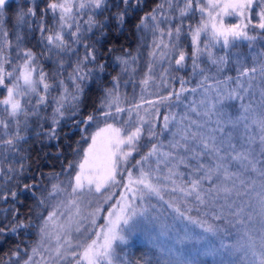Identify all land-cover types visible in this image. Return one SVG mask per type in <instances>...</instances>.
Returning a JSON list of instances; mask_svg holds the SVG:
<instances>
[{
    "label": "trees",
    "instance_id": "16d2710c",
    "mask_svg": "<svg viewBox=\"0 0 264 264\" xmlns=\"http://www.w3.org/2000/svg\"><path fill=\"white\" fill-rule=\"evenodd\" d=\"M54 1L35 0L31 5V0H12L5 8L7 28L11 27L13 14L20 5L27 11L32 8L36 13L30 27H26V31L32 33L25 46L37 54L39 75L44 76L43 85H48L42 102L47 104L44 108L48 110L53 106L51 98L56 87L60 88V80H63L60 66L65 63L61 54V57L47 59L42 53L45 35L55 26V16L48 7ZM164 1L129 0V6H126L123 0H107L100 10L96 28L86 42L96 60L91 65L90 76H87L90 78L83 80L81 100L74 106L65 107L66 115L57 124L54 136L50 132L51 117L45 111L34 116L28 135L21 142L18 153L22 167L6 187L4 200L0 202V228L3 229L0 232V264H8L9 259L19 254L24 257L30 253L39 241L42 220L50 209V191L75 175L92 133L107 124L124 131L136 126L145 130L126 169L132 168L131 165L147 154L153 144L163 142L164 148L174 153L176 149L171 147V142L180 137L173 133L181 128L190 129V134L198 133L197 140L200 136H215L218 144L225 134L230 133V137H225L222 155L233 152L227 146L228 139L236 146L235 152L251 150L252 164L227 158L226 165L235 174L231 177V195L225 194L210 204L212 210H221L222 215L219 213L215 217L224 231L222 237L225 236L227 250L232 253L230 264H239L242 259L249 264L255 251L264 252V175H261L264 152L260 140L264 132L259 126L264 117V30L249 26L246 31L255 36V40H237L236 46L228 50L223 49L222 43L214 42L207 49L203 44L201 51L194 56L196 50L193 49L190 30L198 23V14H190L180 25L177 38L176 29L168 30L170 20L159 17L163 14ZM120 13H126L123 23L117 19ZM152 15L155 16L153 20ZM145 17L147 19L142 24ZM149 19L154 25L146 28ZM39 25L45 30L41 38L37 32ZM167 41H172L171 58L160 63V51ZM181 52L185 59L177 65ZM226 52L232 53L226 65L212 63V58ZM99 65H103L102 71ZM253 67L257 69L255 73L249 71L247 76L241 75L244 68ZM111 91H118V97L124 99L119 102L123 111L118 115L120 112L113 104L108 111L111 115L105 116L102 106L113 95ZM148 91L158 99L169 98L162 103L159 120L153 128L156 135L151 138L147 135L149 124L129 121L126 116L129 106H138L147 98ZM107 92L110 94L108 98ZM90 115L94 117L92 122L87 121ZM165 117L169 118L167 129L163 125ZM39 123H42L41 127ZM217 128H222L223 132ZM188 143L191 147L195 142ZM213 158L207 154L200 157L201 162H213ZM188 163L194 165L195 161L189 160ZM233 206L237 209L236 214L232 213ZM213 242L216 243L215 239ZM244 243L250 251L240 249ZM126 246L132 264L155 263L152 258L157 256L156 252L149 245L131 241ZM219 262L217 258L213 264ZM205 264L209 263L206 261Z\"/></svg>",
    "mask_w": 264,
    "mask_h": 264
},
{
    "label": "rangeland",
    "instance_id": "374dc122",
    "mask_svg": "<svg viewBox=\"0 0 264 264\" xmlns=\"http://www.w3.org/2000/svg\"><path fill=\"white\" fill-rule=\"evenodd\" d=\"M10 1L12 0H8V3ZM34 1L35 0H31V5H33L32 2ZM64 2L65 0H55L52 3L59 4ZM68 2L72 5V11L68 14L67 23L62 30L60 29L61 22L59 21V16L61 15L60 9H57L55 13L51 9L52 14L55 16V26L45 35L46 38L43 41L44 47L42 51L44 52L42 53L47 59L58 55L60 56L61 54L63 60H65V63H62L60 66L62 74H64L62 77L63 80H60V88L56 87V93H54V96L51 98L53 106L50 107V110H48L47 107L44 108L47 104H42L46 95V89H44L43 83L40 82L41 75H39V60L37 54L34 53L32 49L25 46L27 38L32 33L31 31L27 32L26 27H30L29 24L35 16L29 14L27 9H24L23 5H20L16 8V11L13 14L11 27L7 28L5 26V8L7 7V4L3 11H0V76H3L4 78V83L0 85V202L4 200L3 198L6 187L11 184L12 180L16 177L15 175H17L22 167V158L18 151L21 142L28 135L34 116L41 112L43 114L45 111L49 113L52 124L50 132H52L53 129L55 131L57 124L66 115L67 110L65 107L67 105L74 106L81 100L84 91L83 80L90 78L87 76H90L92 70L91 65L94 61L91 60V58L85 60L86 52L91 50L86 42L87 38L93 34L96 28L97 16L102 8L95 9L89 0H83L86 5L84 8L79 7L82 0H68ZM218 2L223 4L228 2V0H218ZM207 6L208 0H192L191 8H187V14L181 16L180 10L187 7V0H165L162 5L163 14L159 17L169 19L170 21L167 27L168 30H172L180 27L190 14L197 13L200 19L192 28V31H194L197 26L209 21L210 18L208 16ZM202 7L206 8L204 13H201L200 11V8ZM262 10H264V0H253L251 9H245L243 16L237 15L230 9L228 10L230 14H225L222 11L220 12V15L216 17L217 26L222 22L225 27H230L233 24H241L242 27L243 24H248L247 28L249 26L254 27L260 22L259 13ZM216 11L217 10H212L213 15L216 14ZM21 16H23V19H21ZM90 17L95 22L91 26V30H89L90 24L88 23ZM152 20H148V26H145L146 28L154 25L151 22ZM249 20L251 23H248ZM41 23L42 22H40V24ZM39 26L40 29L41 27L44 28L43 25ZM77 26H79L78 33ZM246 29L244 30L246 31ZM56 31H60L65 38L67 47L64 50L48 44L47 36ZM37 32L40 38L44 34L41 30H37ZM210 32L211 24L209 23L208 32H202L199 38L198 46L200 49H202L203 44L212 45L214 43H210ZM72 33H77L80 37L79 43L75 42L77 36L72 35ZM171 42L172 41H167L162 45L160 57L158 58L160 63L165 59L170 60L172 53ZM85 45L88 47L85 48ZM196 48L197 45L193 44V49L196 50ZM25 51H31L35 59L28 62L24 57ZM25 63L29 64L27 69L24 68ZM78 64V75L83 76L84 79H77ZM25 72H31L33 80L32 87L35 88V91L24 84L22 74ZM8 88H13L14 99H18L21 104V111L16 116L10 114V106L2 103V101L8 98ZM108 92L106 93L107 98L109 94ZM115 92L111 91L110 93H113V95L109 97L107 102H104V105L102 106L104 113L108 112L110 109L109 107L113 104L114 107H119V102L121 103L124 100L123 98L118 97V91ZM147 95V98L142 100L138 106H129L128 113L126 112L129 121L133 120L141 124V118H143L146 121V123H143L144 125L149 124L150 126H153L157 124L160 117L159 113L162 108V103L166 102L169 98L167 96L158 99L153 93L149 95V91ZM57 109H59V111ZM120 114L121 112L118 115ZM41 124L42 123H39V127H41ZM5 125H7V127H5ZM163 125H165V122H163ZM112 126L117 128L114 125ZM104 127H106V125L99 129ZM99 129L95 130L91 137L99 131ZM121 130L123 133L124 129ZM91 137L85 152L92 144ZM9 139L13 141L11 145L6 143ZM158 147L161 152H172L168 150V148H164L165 145H163V142H160ZM96 148L97 155L103 156L105 149L103 137L98 138ZM124 148L126 149L127 146L125 145ZM177 151L184 155L182 149H176L173 154ZM132 155L129 158H131ZM84 157L85 154L81 158L79 165L84 162ZM157 159V156L151 157L144 167L153 170L154 176L160 178L162 187L161 195L163 196V200L155 195H151L145 196L143 203H141L139 199L135 201L137 206L147 207L149 209L147 213L148 218H139L130 221L131 225H136L135 231L129 235L127 228H125L127 243L120 244L117 242L114 244V264H132L130 258L127 256L126 246V244L131 241L143 243L146 246L149 245L151 249H154L157 256H155L156 260H154L155 257L152 258V260L155 263L160 261V264L163 262H167L168 264H178V262L179 264H183V262H186V264H205L207 261L209 264H213L218 258L221 262L217 264H230L229 262L232 256L229 255L228 250L213 253L205 250V242L203 241L184 239L185 233L187 232L193 237L197 235L207 237V240L211 242L209 245L210 248L218 249L221 243L225 245L227 244L225 238H223L225 236L222 237L224 231L217 223L218 219L215 217V215L219 213L220 216L222 215L221 210L220 212L212 210V204H210L211 201H218L220 198H223L225 193L221 192L219 197L214 199H209V196L205 194L204 199L206 203L201 204L195 199L194 195L185 197L182 192H173L171 190V182L164 179L168 174V166H166V163L161 162L159 164L160 171L158 173L155 172ZM93 163H99V161H90V164L86 165L84 172L85 178L83 179L84 188L82 190L77 189L75 192L73 191V188L76 186L75 176L80 173L79 167L77 168L75 175L71 177L68 182L56 185L52 188L49 194L51 200L49 204L50 209L48 214L42 220L38 238L39 241L30 249V253L27 256L22 257L20 254L14 256L12 259H9L8 264H75V259L72 253L82 251V249L78 247L79 244L90 242V239H95L94 233L100 231V228L107 224L108 213L114 210L117 212L119 211V205L117 202L120 201L121 196L125 194V189L119 185L104 187L99 193H97L95 192V185L93 184L92 191H89L87 177H94L97 175ZM203 163L207 167L212 162ZM127 165L121 162L120 171H126V173H124L122 177L118 176V179H120L123 184H127ZM192 166L193 164L188 168H185L183 164L179 166L178 171L182 174V177H174V179L177 180V184H183L190 187L191 180L202 174L201 172L194 171ZM130 169L133 172L134 177L139 175L138 168L132 167ZM221 177L222 176L215 177L213 186L222 182L231 188L232 178L223 182L221 180L223 178ZM210 186L211 185L207 180L202 181V187L204 190L208 189ZM109 193L113 194L109 199H106V196ZM212 196L216 197V193H212ZM169 202L183 211L185 216L179 217L174 208L168 206ZM97 209L100 210L97 211ZM227 210L230 211L229 208ZM236 210L237 209L233 206L232 213L236 214ZM53 213H55V215L49 220V216ZM188 218L197 221V223H191ZM93 219H95V225L92 223ZM201 224H203V227L200 226ZM208 225H212L216 229L215 236L204 232V227H207ZM78 228L79 231H77ZM86 237L89 238L87 241ZM214 239L216 243L213 242ZM66 241H71V247ZM237 247L239 246L237 245ZM240 247L241 250L247 249L250 251V248H247L246 243L240 245ZM33 249H35V251H33ZM57 249H59L61 253L59 256L57 255ZM262 257H264V252L255 251V253L251 255V261H249V264H260V259ZM146 264L150 263L148 262ZM239 264L246 263L244 262V259H242Z\"/></svg>",
    "mask_w": 264,
    "mask_h": 264
},
{
    "label": "snow or ice",
    "instance_id": "6c2138e0",
    "mask_svg": "<svg viewBox=\"0 0 264 264\" xmlns=\"http://www.w3.org/2000/svg\"><path fill=\"white\" fill-rule=\"evenodd\" d=\"M89 2L94 6L95 9H101L102 6L105 5L106 0H89ZM8 0H0V11H3ZM124 5L129 6V0H123ZM253 4V0H228L223 4L219 3L218 0H208V16L209 21L204 22L201 25L197 26L194 31H191L192 41L194 45H197L196 53L194 56L198 54L201 49L199 48V38L201 33H207L209 30V23L211 24V32H210V43L215 42L216 44H220L222 42V47L225 50L231 49L235 47V41L237 40H245V41H252L255 40V36L249 35L247 31L244 29L247 28L248 24H233L230 27H225L221 22L219 26H217L216 17L220 15V12H224L225 14H230L228 10H232L237 15L243 16L245 9H251ZM192 0H187V7L185 9L180 10L181 16L187 14V8H191ZM86 5L82 2L79 4L80 8H84ZM50 9L55 11L60 9L61 15L59 16L60 29L62 30L65 24L67 23L68 14L72 11V5L65 0L64 3H50L48 5ZM212 10H217L216 14L213 15ZM201 13L206 11V8H200ZM28 13L32 16H35V12L32 8L28 9ZM126 13H120L117 16V19L120 23H123L124 15ZM151 15V14H150ZM260 22L256 25L260 29L264 30V10L259 13ZM23 19V16H21ZM147 17L142 19L141 23H144ZM152 19H155V16L152 15ZM88 23L90 24L89 30H91V26L95 23L93 19L90 17ZM248 23H251L249 20ZM70 27V25H69ZM41 32L43 33L45 30L41 27ZM181 29L179 27L176 28V35L177 38L179 37ZM79 32V26H77V33ZM77 33H72V35L77 36L76 43H79L80 37ZM171 35V32L169 33ZM48 44L54 45L56 48L64 50L67 45L65 42L64 36L61 34L60 31L52 32V34L47 36ZM88 46L85 45V48ZM209 47L208 44L204 45V48L207 49ZM211 56V54L209 53ZM232 56V53L226 52L225 55H221L218 58H212L213 64L218 65H226L228 63L229 58ZM25 59L30 62L31 60L35 59L33 53L31 51L24 52ZM95 61L96 56L92 50H88L85 54V60ZM185 55L183 52L180 53L179 59L176 60L177 65H181V62L184 61ZM238 59V57H237ZM195 63V60H194ZM29 67L28 63H25L24 68L27 69ZM101 71L103 70V65H99ZM79 71V64L77 65V79H84L83 76L78 75ZM249 71L255 73L257 69L255 67L248 69L244 68L241 72V75L247 76ZM264 71V68H262ZM24 84L33 91L35 88L33 86V80L31 77V72H25L22 74ZM44 76H40V82L43 83ZM4 83L3 76H0V85ZM146 83V81H145ZM45 89L48 88V85H44ZM79 87V86H77ZM18 95V94H17ZM177 98H179V94H177ZM43 99V98H41ZM3 104L10 106V114L12 116H16L21 111V104L18 99H14V91L13 88H8V98L2 101ZM59 111V109H57ZM117 112L123 111L121 108H116ZM247 111V109H245ZM105 116H110V112H105ZM246 119V117H244ZM94 119L93 116H88L87 121L92 122ZM168 121L169 118L165 117V129L168 128ZM146 123V121L141 118V124ZM259 126L264 132V117L261 118L259 121ZM7 127V125H5ZM202 127V126H201ZM153 126H150L147 129V135L149 138L156 135L153 132ZM217 131L223 132L222 128H217ZM144 129L142 126L134 127V130H127L122 133L120 128H114L111 124H107L106 127L99 129L92 137V144L89 146L87 151L85 152L84 162L79 165L80 173L75 176L76 186L73 188L75 192L77 189H83V179L85 167L86 165L90 164V161H99V163H93V167L96 169V176H89L87 177V183L89 186V191H92V185H95V192L99 193L102 188L104 187H111L119 185L125 189V194L121 196V200L118 201L119 211H110L107 217V224L100 228V231L95 232V239H90V242L81 243L78 245L81 252H73L72 255L75 259V264H114L115 260V249L114 244L119 242L120 244L127 243V236L125 235V228L128 230V234L130 235L133 231H135L136 225H131L130 221L134 219H147V213L149 209L147 207H139L135 204V201L139 199L141 203L144 202L145 196L155 195L159 199L163 200V196L161 195L162 187L160 183V178L155 177L153 170L146 169L144 165L149 162L150 158L153 156H157L158 159L156 160V169L155 172H159V164L161 162H165L166 166H168V174L164 177L165 180H168L172 184V191L173 192H182L185 197L194 195L195 199L199 201L201 204L206 203L204 199V195L207 194L209 199L218 198L221 192L225 193L226 195H231L232 189L229 188L227 185L218 183L214 186H210L208 189L204 190L202 187V181L207 180L210 185H213V176L220 177L222 176L224 180L230 179L234 173L230 172L226 161L228 157H231L232 160H240V161H248L249 164H252V160L250 157L252 156L251 150L235 152L236 146L231 143V140H227V146L235 152H229L226 155H222V146L225 144V137H230V133L225 134V137H222L217 143V138L215 136H209L207 138L200 136L197 140L198 133L191 132L190 129L181 128L178 132L173 133L174 136L178 135L180 138L171 142V147L173 149H184V155L180 154L177 151L175 154L172 152H161L157 144H153L151 149L147 152V154L142 155L140 160L135 161L134 164L131 165L133 168H138L139 175L134 177L133 172L131 169L127 170V184H123L118 176H123L124 172L120 171L121 162L127 165L129 163L128 158L132 155L134 151L138 150V144L141 137L144 135ZM53 136L55 135L54 129L52 130ZM103 137L104 142V155L99 156L97 155V143L98 138ZM261 151L264 152V135H261ZM195 142L193 146H189L188 142ZM12 140L9 139L6 141L9 145L12 144ZM127 146L125 149L124 146ZM201 148L203 151H201ZM191 153V155H187ZM207 154L210 158L215 157L213 162L209 164L207 167L206 165L201 162L200 157L202 155ZM194 160L195 165L192 167L194 171L201 172L202 174L195 179L191 180L190 187L185 186L183 184H177V180L174 177H182V174L178 171V168L181 164L184 165L185 168L190 167L188 161ZM71 167V165H69ZM255 166L253 165V168ZM261 175H264V171L261 172ZM212 193H216V197L212 196ZM113 193H109L106 196V199H109ZM131 194V195H129ZM14 195V194H13ZM43 202V201H42ZM170 208H174L177 212L179 217H184L185 213L181 211L178 207H175L172 203H168ZM100 209H97L99 211ZM55 213L49 216V220L52 219ZM238 215V214H237ZM191 223H197L195 220H191ZM92 223L95 225V219L92 220ZM203 227V224L200 225ZM14 230V229H13ZM3 229L0 228V232ZM79 231V228L77 229ZM204 232L210 233L212 236L216 235V229L212 225H208L204 227ZM89 238L86 237V241ZM184 239L191 240L196 239L198 241H203L205 250L211 251L213 253H219L221 251H227L228 246L221 243L218 249L210 248V241L207 240V237L204 236H191L187 232L185 233ZM71 247V241H66ZM35 251V249H33ZM57 255H61L59 249H57ZM229 255L231 253L229 252ZM78 257V258H77ZM179 264V262H178ZM186 264V262H183ZM260 264H264V257L260 259Z\"/></svg>",
    "mask_w": 264,
    "mask_h": 264
},
{
    "label": "water",
    "instance_id": "95a60500",
    "mask_svg": "<svg viewBox=\"0 0 264 264\" xmlns=\"http://www.w3.org/2000/svg\"><path fill=\"white\" fill-rule=\"evenodd\" d=\"M81 123V122H80Z\"/></svg>",
    "mask_w": 264,
    "mask_h": 264
}]
</instances>
